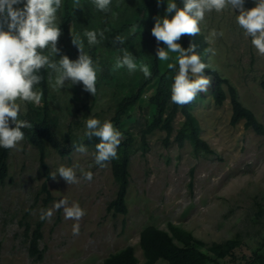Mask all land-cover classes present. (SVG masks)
Returning <instances> with one entry per match:
<instances>
[{
	"label": "rangeland",
	"instance_id": "obj_1",
	"mask_svg": "<svg viewBox=\"0 0 264 264\" xmlns=\"http://www.w3.org/2000/svg\"><path fill=\"white\" fill-rule=\"evenodd\" d=\"M87 2L80 0L79 9ZM112 3L107 16L91 5L93 17L85 31H103L104 38L98 36V44L89 45L85 41L87 38L74 33V23L70 22L58 41L60 55L51 57L58 60L61 55H67L76 60L79 52L72 44L71 31L73 36L83 40L84 51L93 59L97 70L96 94L84 91L82 83L72 85L66 81L60 87L56 84L55 73L49 78L47 96L41 89L36 90L43 94L39 106H44L46 101L49 103L50 116L62 143L84 138L85 121L90 116L101 122L111 120L119 97L131 93L143 74L139 69L131 73L126 66L115 68L122 45L114 46L112 43L113 31L120 21L135 12L139 2L112 0ZM63 4L64 0L56 14L58 26L63 18ZM166 7L167 0H164L159 16H164ZM236 14H239L238 10L235 13L230 8L220 13L215 10L206 13L200 24L201 33L208 36L213 29L224 33L209 44L215 49V55L208 53V62L230 79L243 103L264 123V89L261 86L264 56L257 53L251 38L244 36L236 23ZM100 16L104 18V26L99 25ZM136 30L132 27L130 34ZM177 42L181 44V39ZM44 54H49V50H44ZM169 55L174 58L176 54ZM135 60L138 65L146 64L139 58ZM171 62L160 61L161 71L166 70ZM207 77L211 84L212 74ZM150 91L147 90L129 109L123 120V126L131 128L136 137L131 153L126 214L107 211L117 189L110 161L101 168L95 163V149L87 145V154L73 150L70 155L61 156L57 150L48 149L47 161L51 172H56L61 165L80 167L74 168L79 181L76 184L69 185L59 174L48 181L55 199L48 207L53 210V216L43 226L40 248L44 249V255L41 260L30 256L29 242L24 235V226L20 224L30 207L33 208L29 220L34 223L38 218L42 198L38 193L45 180L38 150L25 137L11 149L9 176L0 182V264H101L109 254L127 245L135 247L142 262L141 230L150 224L168 230L170 222L187 228L209 243L239 235L248 243L247 252L264 245V216H257V202L264 196V135L246 128L243 119L232 125L230 98L227 97L222 105H216L209 86L193 112L201 124L200 136L214 152L196 153L189 140L184 146H179L174 140L175 132L169 144L165 145L166 132L155 130L148 136V150L143 153L139 132L153 111L147 98ZM17 103L25 113L30 102L18 100ZM183 119L180 113L176 116V129ZM89 171L93 173L91 181L83 179V173ZM65 198L69 205L77 202L85 211L78 222V236L72 234V226L77 221L66 220L63 209L55 210L53 207L55 202ZM156 264L168 263L160 260Z\"/></svg>",
	"mask_w": 264,
	"mask_h": 264
},
{
	"label": "trees",
	"instance_id": "obj_2",
	"mask_svg": "<svg viewBox=\"0 0 264 264\" xmlns=\"http://www.w3.org/2000/svg\"><path fill=\"white\" fill-rule=\"evenodd\" d=\"M138 2L139 6L135 12L120 21L113 31L114 36L124 37L125 43L122 47L127 49L130 54L133 52L134 59L143 60L151 71L150 77L146 78L142 74L134 84L131 93L119 97L115 114L110 120L122 135L120 145L117 148V158L110 160L117 189L115 197L107 205V211H112L114 214H126L128 212L127 193L130 184V162L136 140L131 128L123 126V120L129 109L139 102L147 90L151 89L147 98L153 111L139 132L140 147L143 153L148 150V136L155 130L166 132L163 140L165 145L169 144L170 137L175 132L174 140L179 146H184L186 140H189L196 153L199 151L214 152L209 143L200 136L201 124L193 112L199 99L205 97L204 93H198L191 103L184 106L171 102V85L175 72L168 68L161 71L160 60L156 57L158 45L152 35V28L155 24L154 18L158 16L161 7H158L157 0H138ZM176 2L179 7H183V0H176ZM91 5H94L92 0H88L82 9H75L73 0H64L61 30H66L68 24L73 22L74 33L85 37L83 33L90 26L93 17ZM254 5L253 0H246L245 7L252 8ZM99 12L104 16L109 14V12ZM100 18L99 25L104 26L103 16H100ZM132 27H136L137 30L135 33L130 34ZM205 37L203 33L195 37L183 36L181 45L187 48L190 43H195L198 46L197 52L200 54L202 61L209 65L205 69L204 75L212 74L210 87L215 104L222 105L229 97L232 106L230 123L236 125L243 119L246 128H251L254 132L264 135V123L258 119L250 107L243 103L237 87L228 77L220 74L208 62V53H205L204 50L209 48V43L206 42ZM85 41L88 43L87 40ZM159 46L162 47V44L160 43ZM37 74L42 76V80L34 86V90L41 89L44 95L47 96L49 92V70L46 68L41 69ZM261 86L264 89V79L261 80ZM179 113L182 114L184 119L176 129L175 119ZM18 118L32 124L31 128H24L22 131L24 137L37 148L39 165L45 176L38 193L39 196L42 195V198L37 220L32 223L28 218L33 207L28 208L20 220V224L24 226V235L29 242L30 256L35 260H41L44 249L40 248V240L43 237V226L46 220L42 221L40 219V210H47L50 203L55 199L48 186V181L52 178L50 175L51 168L47 161L48 149L53 148L61 156H67L73 152L75 145L82 143L95 149V145L100 142V138L93 137L89 140L85 136L82 139L62 143L56 133L47 101L44 106L29 103L26 112H21ZM11 126L14 127V125ZM10 151L11 149L0 147V182H4L9 176L8 159ZM257 204L259 207L257 216L262 217L264 216V196ZM139 246L144 256L142 262L136 255L135 247L127 245L109 254L101 264H156L160 260L168 264H264V245L254 247L250 252H247L245 249L249 248L248 243L239 235L209 243L196 237L187 228L172 222L168 224V230L151 224L145 226L140 232Z\"/></svg>",
	"mask_w": 264,
	"mask_h": 264
},
{
	"label": "clouds",
	"instance_id": "obj_3",
	"mask_svg": "<svg viewBox=\"0 0 264 264\" xmlns=\"http://www.w3.org/2000/svg\"><path fill=\"white\" fill-rule=\"evenodd\" d=\"M255 6L246 8V0H183V7H179L176 0H167V7L163 17L156 16L152 28V35L157 41L156 57L158 60L173 62L167 68L175 72L171 85V102L180 106L191 103L198 93H207L210 86L209 77L204 75L208 64L202 61L197 52V45L190 43L187 48L182 47L179 41L183 36L195 37L201 33L200 24L206 13L215 10L217 13L230 8L236 14V23L246 38H251L252 46L260 56H264V0H253ZM95 8L101 12L111 11L112 0H92ZM80 0H73V7H79ZM158 7L164 5V0H157ZM118 6V5H117ZM62 8V0H0V147L13 149L24 139L22 129L31 128L32 124L19 119L21 106L18 100L40 105L42 93L34 90L42 76L37 74L41 69L49 70V78L55 73L56 84L60 87L66 81L72 85L82 83L83 90L96 94L97 70L93 59L84 51L83 40L72 35V44L77 47L79 55L72 60L67 55L53 59L60 55L58 41L62 35L57 25V12ZM174 13V15H173ZM83 35L89 45H96L103 39L104 32L86 30ZM223 31L213 29L205 37L207 43L212 44L213 38L223 36ZM167 47H160V43ZM114 46L123 45V37L116 35L112 40ZM49 54H44V50ZM121 56L116 58L115 68L127 67L130 72L137 69L144 76L150 77L151 71L146 64H137L133 54L120 47ZM205 53L215 55V49L206 48ZM169 53H175L170 57ZM11 125H14L12 127ZM85 135L88 139L100 138L95 145V163L101 168L106 163L117 158V148L121 142V133L110 120L101 122L90 116L85 121ZM77 153L87 154L88 149L82 143L74 146ZM61 165L56 172H51L52 179L57 174L69 185L78 183L74 168ZM83 172V170L81 169ZM83 179L91 181L92 172L83 173ZM54 209H63L64 218L77 221L72 226V234L78 236L80 232L79 221L85 211L79 203L60 199L54 203ZM52 209H41L40 219L51 220Z\"/></svg>",
	"mask_w": 264,
	"mask_h": 264
}]
</instances>
